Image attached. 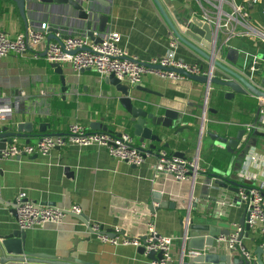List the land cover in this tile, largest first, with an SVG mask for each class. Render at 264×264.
<instances>
[{
	"label": "crops",
	"instance_id": "obj_1",
	"mask_svg": "<svg viewBox=\"0 0 264 264\" xmlns=\"http://www.w3.org/2000/svg\"><path fill=\"white\" fill-rule=\"evenodd\" d=\"M109 1L110 30L120 32V45L129 55L147 63L167 52L169 42L176 35L154 0ZM160 2L181 30H184L185 21L192 20L197 24L196 29L202 31L198 27L202 6L196 0ZM203 5L214 8L207 0ZM263 6L264 0L248 5L250 16L245 25L240 23L239 29L249 35L237 34L227 41L221 36L218 45L222 46L217 57L264 90V41L260 38L264 33ZM224 9L230 12L232 7L225 2ZM27 17L26 24L14 2L0 0V30L11 37L44 22L50 25V30L54 26L66 30L65 33L86 31L81 23L66 17L55 20V25L53 15L39 17L29 7ZM190 40L212 53V48L203 44V38ZM47 47L48 41H45L36 50L22 55L0 57V98L11 104V115L16 122L33 121L35 132L39 134L16 138L14 143L26 144L27 139L35 143L46 134H66L75 122L90 130L93 122H100L107 124L110 132L126 131L134 136L133 124L127 120L128 112L117 101L120 96L117 86L94 69L78 72L68 63H60L65 76V85L62 84L61 74L53 66L55 62L46 57ZM177 57L191 63L200 62L206 69L211 66V60L180 41ZM214 75L231 77L219 67ZM130 86L131 95L140 100L141 106L154 110L157 105L160 107L158 113L165 108L183 113L180 122L174 121L173 126L158 129L162 138V142L157 143L158 149L164 147L169 153H179L186 158L198 157L206 171L236 175L238 185L256 184L257 177L264 179L263 136H256L257 140L250 145L242 142L234 153L222 140L234 137L240 128L247 130L246 136L253 126L264 132V124L256 122L261 104L264 113V98L251 92H237L227 97L231 89L223 85H211L209 91L206 83L189 78L171 80L155 74L146 75L140 89H135L138 85ZM6 121L2 119L1 123ZM41 123L47 124L42 133L38 132ZM134 139L141 144L138 137ZM245 145L247 159L241 162L243 158L239 152ZM153 154L140 166L121 162L97 145L55 148L47 156L0 158V235L20 229L14 205L20 192L36 202L62 208L77 203L88 219L69 214L59 224L46 223L27 229L25 259L0 264H28L26 259L41 264L66 260L74 264H82L77 260L95 264H151L149 254L142 252L140 247L104 243L95 234L88 233L86 221L89 220L100 223L104 230L119 227L132 238L141 240L146 239L147 225L153 221L160 234L175 238L169 264H180L183 258V221L189 207H192L189 224L201 226V231L212 234L228 230V235L235 232L240 220L248 214L238 191L219 188L214 179L209 189L204 183L209 176L206 173L199 174L195 182L179 181L164 173L155 174L157 157ZM262 237L260 230L251 228L249 235L242 238L245 249L254 255L251 264H257L255 253ZM224 244L229 250L228 264H243L245 255L241 247L244 246L230 250L227 243Z\"/></svg>",
	"mask_w": 264,
	"mask_h": 264
},
{
	"label": "built area",
	"instance_id": "obj_2",
	"mask_svg": "<svg viewBox=\"0 0 264 264\" xmlns=\"http://www.w3.org/2000/svg\"><path fill=\"white\" fill-rule=\"evenodd\" d=\"M214 8H206L204 0H196L202 6V15L200 21L210 24L212 30L213 43L218 48L221 36L223 40L239 35H249L247 31L239 29L240 23L245 25L250 16L248 5L259 4L262 0H207ZM228 2L232 10L227 12L224 9V3ZM264 14V6L262 7ZM194 21L188 20L184 25L186 31L191 28ZM56 35L62 40L48 41L50 34V25L44 22L38 27L28 28L26 32H21L15 37H11L7 32L0 30V57H6L12 54L22 55L29 50H36L39 45L48 41L46 57L51 62L62 64L68 63L74 70L80 72L85 69H94L104 76L114 73L120 81H125L132 86L142 84L143 78L148 74H155L160 78L171 80H180L187 78L186 75L168 69H155L149 66L162 65L168 68L184 69L192 75H213L212 66L209 69L204 68L200 62L191 63L177 57L179 47L178 38L169 42V48L165 54L159 57H153L149 62L140 61L136 56L129 55L126 48L120 45L122 36L120 32L108 30L100 33L95 31L94 35L100 37L101 41L96 42L91 39L87 31L82 34L65 33L63 29ZM63 34L65 35L63 38ZM264 41V33L260 35ZM255 70V67L252 68ZM211 88H209L210 91ZM12 112L11 104H8L0 98V122L7 119ZM70 145L87 147L88 145H97L107 149L109 155L121 162H127L131 165L140 166L146 160L148 155L157 157L154 165L155 174H168L175 179L190 180L195 182L199 174L206 170L201 165L198 157L186 158L179 157L169 153L164 147L156 150H149V145L145 142L138 144L134 136L129 132L114 133L110 131H93L80 122L71 124L66 134H46L35 143L8 145L0 150V157L3 159L21 158L22 156L41 155L47 156L55 148H64ZM257 161V159H254ZM256 184L244 185L239 187L241 201L246 205L248 212V223L252 229L260 230L262 233V242L260 246L264 249V179H255ZM2 205L0 197V206ZM15 209L17 212V221L21 230L35 228L46 223L59 224L69 215L81 217L82 208L75 203L69 208H62L50 204H42L28 198L25 192H20L15 200ZM189 220V219H188ZM148 235L146 239H136L126 234L121 228L116 227L113 234L103 232V227L98 222L86 221L88 233L95 234L102 242L114 245H135L143 247L144 252L149 254L152 251L163 253L162 259H155L151 264H169L171 261V247L174 237L162 235L156 230L153 221L148 223ZM242 227L238 225L235 232L228 236L222 235L220 240L227 243L230 250L239 248V236ZM247 259L251 260L254 255L250 251L241 247ZM202 251L192 250L193 256L200 255ZM28 264H41L30 262Z\"/></svg>",
	"mask_w": 264,
	"mask_h": 264
},
{
	"label": "water",
	"instance_id": "obj_3",
	"mask_svg": "<svg viewBox=\"0 0 264 264\" xmlns=\"http://www.w3.org/2000/svg\"><path fill=\"white\" fill-rule=\"evenodd\" d=\"M10 2H14L17 8L20 11L21 16L25 20V23H28L29 18L28 15V7L33 10L35 15L42 17L52 16L53 15V24H56L57 19L59 18H68L71 21H75L76 23H81L83 28L86 29L88 35L91 39L96 42H100L101 38L96 37L94 32L98 30L100 33L106 32L110 30L109 19L111 14V8H109L110 1L109 0H9ZM157 6L160 7V10L167 20L168 24L171 25L174 34L178 38V40L182 43L187 44L196 52L204 55L207 59L211 60V66L213 70L217 67L226 71L231 77L229 78H220L215 76L214 74L209 75H192L186 72L184 69H175L168 68L160 65H151L147 63L149 66L155 69H168L174 70L178 73H182L186 75L192 81L206 83L209 88L211 85L219 84L226 86L231 89V92L227 94V97H233L235 93H248L251 92L255 96L264 98V90L254 85L252 82L247 80L241 73L232 70L228 66L221 61L217 54H219L220 47L222 45H218L216 49V45L213 43L212 39V30L210 24L204 23L200 21L198 27L202 28V31L196 29L197 24L193 23L191 28L183 31L179 28V26L175 25L172 19L169 17V14L165 10L164 6L161 4L160 0H154ZM187 21H185L186 23ZM61 29L53 26L50 30V34L48 35V41L56 40L60 44H62V40L56 35ZM190 38H194L199 41L203 38V44H205L208 48H212V53L205 52L202 48L193 43ZM199 39V40H198ZM223 53V51H222ZM53 66L56 68L57 72L61 74L62 84L65 83L64 76V68L60 63L55 62ZM84 71V70H81ZM107 81L117 86L118 91L120 92V96L117 97V101L127 110L129 120L133 125V134L138 137L140 143L149 142V150H156L157 143L162 142V138L160 134L157 132L159 128L162 127H171L173 126L174 121H181L183 113L180 111H174L170 108H165V111L162 113H158L160 107L155 106L154 110H149L144 106L138 104L139 99H136L131 95V86L127 83H122L114 73L110 74L106 78ZM65 85V84H64ZM135 89H140L139 85L135 87ZM263 104L258 109L257 120L264 124V113H263ZM157 108V109H156ZM6 122H0V150L5 149L8 145L13 144L16 138H27L39 135L35 132L34 122H16L14 117L10 115ZM47 127L46 123H41L38 129V132H45ZM92 130H97L102 128L103 131H109L107 124L102 125L100 122H93L91 124ZM247 130L245 128H240L234 137L223 138L222 140L226 143L227 149L234 153L239 145L244 142L247 145H250L252 141H256V136H263L264 132L259 131L256 126H253L251 131L247 134ZM249 136V137H248ZM27 142H30V139H27ZM247 145L241 147L240 149V157L243 158L241 162H244L247 156ZM175 155L182 157V154L176 153ZM1 158V157H0ZM247 159V158H246ZM243 164V163H242ZM213 171H205L206 175H209L204 183L207 187H211L213 179L214 183L220 188H226L229 190L238 191L241 185H238L237 176L233 174H225V173H212ZM159 198V196H157ZM195 206V204H193ZM14 207V206H13ZM192 207H189L187 210V218L183 221L184 224V237H183V258L180 264H228L227 257L229 250L225 248V242L220 240L222 235L227 236L229 234L228 230H221L220 233H206L201 231L203 228L201 226L190 225L191 215H192ZM82 218L87 219L84 214L81 215ZM189 217V221L187 223ZM248 214L243 216L240 220L239 227H242L240 236H239V246L243 245L242 238L244 235H249V230L251 229L248 223ZM88 220V219H87ZM192 222V221H191ZM192 226V227H191ZM238 227V226H237ZM202 228V229H200ZM103 232L113 234L112 229L104 230ZM233 233V232H232ZM231 234V233H230ZM25 240H26V230L16 229L11 233L6 235H0V263H6L11 261H23L25 259V255L27 254V250L25 248ZM246 247L244 246V249ZM141 251L144 252V248L140 247ZM192 250L202 251L200 255L193 256L191 254ZM257 264H262V257L264 255V249L261 246L257 247L256 253ZM149 256L152 260L162 259L163 253H157L152 251L149 253ZM27 263H30L27 259L25 260ZM82 264H95V263H86L81 260H77ZM49 264H74L71 261H52ZM243 264H251V260L246 257L243 258Z\"/></svg>",
	"mask_w": 264,
	"mask_h": 264
},
{
	"label": "rangeland",
	"instance_id": "obj_4",
	"mask_svg": "<svg viewBox=\"0 0 264 264\" xmlns=\"http://www.w3.org/2000/svg\"><path fill=\"white\" fill-rule=\"evenodd\" d=\"M183 24V23H182ZM248 183H250L251 184V182H248Z\"/></svg>",
	"mask_w": 264,
	"mask_h": 264
}]
</instances>
